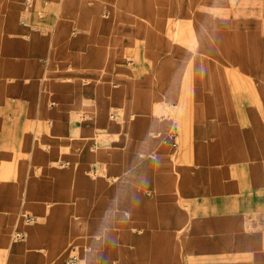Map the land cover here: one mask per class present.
<instances>
[{"label":"rangeland","instance_id":"374dc122","mask_svg":"<svg viewBox=\"0 0 264 264\" xmlns=\"http://www.w3.org/2000/svg\"><path fill=\"white\" fill-rule=\"evenodd\" d=\"M258 162L264 0H0V264H264Z\"/></svg>","mask_w":264,"mask_h":264},{"label":"crops","instance_id":"0c3cea01","mask_svg":"<svg viewBox=\"0 0 264 264\" xmlns=\"http://www.w3.org/2000/svg\"><path fill=\"white\" fill-rule=\"evenodd\" d=\"M28 3H29V1H28ZM105 22H106L105 20L104 21L101 20V26H103V24H105ZM59 28L60 29L58 30V32L57 31L55 32L57 35H54L53 37L57 38V36H58V39L67 38L68 37V38H71L72 42H74V43H79V42L84 41V36L85 35L80 34V33L76 34L75 31H73L74 30L73 28L71 29V31H70V28L68 26H63V27H59ZM84 61H86V59ZM235 91H237V90H235ZM82 92L84 93V92H87V91L84 89V90H82ZM14 93H16V94L15 95H11V94H14ZM83 93H82V95H83ZM248 93H249V91H248ZM22 94H23L22 90L18 91L15 88H12L11 91L8 92V95L10 97L13 96L15 98H17L18 95L20 96ZM220 98L221 97H215V98L212 99V98L206 96V97L203 98V101L201 100L202 107L213 105V102L214 101L217 102ZM237 98H239L241 100H244L245 99V95L243 93L242 94H235L232 91L230 102L232 104H235L236 101H237ZM70 99H71V95L68 94V93H56V94H53V95H48V94L45 93L43 95H40L39 98L37 99V104L35 105V110L33 111L34 115H37V116L40 115L41 116L43 113H49V110H48L49 107L48 106L50 105L49 103H52V101L59 103V102H62V101L63 102H67ZM194 99L192 101H194ZM197 101H198V99L195 100V103ZM203 102H205L206 104L203 103ZM177 103L178 102L175 101V100L174 101L163 100V102H161L160 104H157V107L159 106V107H162L163 110H164V108L169 110V112L167 114L165 112H163L164 118L169 120L171 118V116L173 115V113H174L173 110H176L177 107H178ZM193 119H194V116H193ZM195 122L196 121L194 120L193 121V125L196 126L198 122H196V123ZM195 126H193V129H195L196 133L200 132L202 130L201 127H199L198 125L196 126V128H195ZM70 130L63 131V129L61 128V131H63L62 133L65 134V135L71 134L73 132V130L72 131H70ZM21 140L22 139H20V142H21ZM41 156H42L41 162L37 163V165L43 164L45 162V159L48 158L47 156L42 155V154H41ZM51 156L52 155H49V158ZM63 161H65V160L64 159L58 160V162L60 164H62ZM37 165L35 167H38ZM250 166H251L250 168L252 169L250 171H254V172L259 171L260 169H264V163H262V162L252 163V164H250ZM80 168H78V169H80ZM259 180H261L260 177H258V181ZM20 181L21 180H19V184H18L19 189H20V186H21V184H20L21 182ZM4 186L6 187V183H4ZM8 193H9V191H8ZM9 197H11V196L9 195L8 198ZM8 198L7 197H0V201H3V200L8 199ZM196 230H197V228H196ZM193 242H194L193 244L195 245V247L196 248H201V250H203V249L206 250V249H208V247L214 249V246H215V244L213 242L208 241V239H206L205 242H204L203 240H198V237L195 240H193ZM59 245L60 246H58L56 248V253L57 254H55V257H56L58 263L66 264V259L69 256L70 248L76 249L79 252L77 246H72L69 249L64 251L65 242H62ZM73 249L71 251H73ZM82 250H85L86 256L92 255L91 252L89 250H87L85 247Z\"/></svg>","mask_w":264,"mask_h":264},{"label":"bare ground","instance_id":"6f19581e","mask_svg":"<svg viewBox=\"0 0 264 264\" xmlns=\"http://www.w3.org/2000/svg\"><path fill=\"white\" fill-rule=\"evenodd\" d=\"M74 252V253H73ZM73 252L69 254V256L66 259V264H72L75 259V252H78L76 249H73Z\"/></svg>","mask_w":264,"mask_h":264},{"label":"built area","instance_id":"2783aa9c","mask_svg":"<svg viewBox=\"0 0 264 264\" xmlns=\"http://www.w3.org/2000/svg\"><path fill=\"white\" fill-rule=\"evenodd\" d=\"M75 260H76V257H75V259H74V261H73V263H72V264H75Z\"/></svg>","mask_w":264,"mask_h":264}]
</instances>
